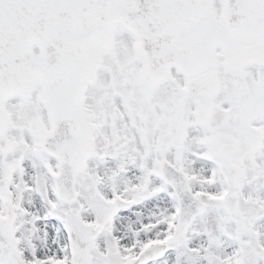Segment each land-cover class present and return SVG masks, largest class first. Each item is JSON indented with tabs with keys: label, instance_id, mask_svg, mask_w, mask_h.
<instances>
[{
	"label": "snow or ice",
	"instance_id": "snow-or-ice-1",
	"mask_svg": "<svg viewBox=\"0 0 264 264\" xmlns=\"http://www.w3.org/2000/svg\"><path fill=\"white\" fill-rule=\"evenodd\" d=\"M0 264H264V0H0Z\"/></svg>",
	"mask_w": 264,
	"mask_h": 264
}]
</instances>
